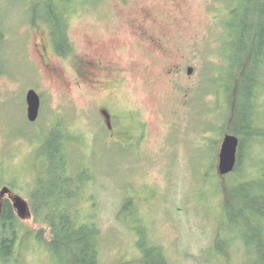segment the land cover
<instances>
[{"label":"rangeland","instance_id":"374dc122","mask_svg":"<svg viewBox=\"0 0 264 264\" xmlns=\"http://www.w3.org/2000/svg\"><path fill=\"white\" fill-rule=\"evenodd\" d=\"M29 1L0 0V71H6L0 74V181L14 180L27 197L43 138L60 123L72 168L92 177L77 199V215L98 223L104 263L141 264L144 232L173 264L251 262L237 241L221 255L234 235L224 215L226 191L264 173V139L249 146L243 177L218 171L222 139L231 133L225 122L219 137L218 126L240 88L237 68L227 72L223 58L232 0L80 1L69 19L67 57L54 51L46 24L32 23ZM162 33L167 39L160 47ZM85 58L107 62L94 83L84 76ZM31 88L43 100L35 122L24 105ZM257 90L256 118L264 127V77ZM133 114L143 122L140 139ZM127 198L137 217L122 218ZM22 222L42 237L24 235L19 262L59 264L46 224L33 215ZM218 232L222 242L215 248Z\"/></svg>","mask_w":264,"mask_h":264},{"label":"trees","instance_id":"16d2710c","mask_svg":"<svg viewBox=\"0 0 264 264\" xmlns=\"http://www.w3.org/2000/svg\"><path fill=\"white\" fill-rule=\"evenodd\" d=\"M80 1L84 0H33L31 4L29 1L30 9L35 10L32 23L36 25L41 21L48 26L53 47L60 56L66 57L73 50L68 35L69 19ZM231 14L232 21L227 23L229 41L223 58L227 72L237 68L240 88L234 94L229 112L219 123L218 133L220 137L224 124L229 123L228 131L239 137L237 165L233 172L243 177L249 146L264 139V127L258 125L256 118V113L259 118L257 100L261 97L257 87L264 77V0H232ZM2 28L0 22V43L5 37ZM4 72L2 69L0 74ZM39 154L41 165L35 186L29 193V207L35 221L44 222L50 230L49 250L59 264H106L101 258L98 223L94 217L82 219L77 215V199L92 177L83 167L72 168L67 134L60 123L53 124L44 136ZM211 168L214 170V162ZM2 183L5 182L1 179L0 185ZM234 183L226 191L224 201L226 222L232 225L230 231L234 235L227 239L221 255L228 256L230 247L237 241L245 245L250 257L253 256L246 264H264V173L257 180L242 179ZM132 201V198L125 200L120 209L122 218L137 217ZM21 218L11 204H0V264H21L18 248L24 235L28 238L34 235L37 240L42 237L41 232L34 234L25 228ZM146 235V232L142 234L145 238L139 244L140 263L173 264L162 246L149 241ZM215 236V248H218L222 242L220 232Z\"/></svg>","mask_w":264,"mask_h":264},{"label":"water","instance_id":"95a60500","mask_svg":"<svg viewBox=\"0 0 264 264\" xmlns=\"http://www.w3.org/2000/svg\"><path fill=\"white\" fill-rule=\"evenodd\" d=\"M194 72L193 67L188 68V74ZM27 101V117L31 122H35L40 114L41 109V95L31 88L26 94ZM240 139L234 133H226L222 139L221 148L219 152L218 171L221 175H227L233 172L237 165L238 149ZM9 189L4 188L3 192H7ZM15 208L20 217L25 218L31 216V210L29 204L21 196H17L15 199Z\"/></svg>","mask_w":264,"mask_h":264},{"label":"flooded vegetation","instance_id":"af4514ba","mask_svg":"<svg viewBox=\"0 0 264 264\" xmlns=\"http://www.w3.org/2000/svg\"><path fill=\"white\" fill-rule=\"evenodd\" d=\"M130 1H132V0H121V3L124 4V5H128L130 3ZM144 10L146 12L148 11V9H144ZM162 13L164 14L165 12L163 11ZM164 18H165V16H164ZM138 29H139V32L142 35H145L146 34L145 31H143L141 28H138ZM145 37H147L150 41H154L155 42V38H153L151 36H145ZM156 39H157V42H158L157 45H160V47H163V41L165 39H167V34L166 33H162ZM53 49H54V47H53ZM54 51L56 52L55 49H54ZM165 51H166V49H165ZM56 54L58 55L57 52H56ZM62 57H65V56H62ZM106 63L107 62H103L102 60H96V59L95 60H89L87 58H85V59H83V60L80 61L81 67H82L83 72H84V76L86 78L90 79V80H91V76H93V80L91 81V83H94V82L97 81V80H94L95 74H97L99 70H102V66H104ZM180 70H182V68ZM25 103L27 105L26 99L24 101V105H25ZM42 103H43V100H42V95H41V108H42ZM40 114H41V109H40ZM40 114H39V117H40ZM113 116L115 117L116 114L113 113ZM133 116H135L134 122L138 126V132L139 133L138 132L137 133H138V136H139V139H140L141 136H143V132H144L143 122L140 123V119L137 118V116L135 114H133ZM39 117H38V119H39ZM116 117H115V119H116V121H118V119ZM13 183H9L8 182V183H2L0 185V204L2 205L5 202H8L9 204L12 205V207L15 210V212H17V210L15 208V199L17 198V196H21L29 204V200H30L29 199V193L30 192L27 194V197H26V195H23L22 194L20 188L16 187V184H15L14 180H13ZM4 188H8L9 190L7 192H3V189ZM21 219L23 221V218H21Z\"/></svg>","mask_w":264,"mask_h":264}]
</instances>
